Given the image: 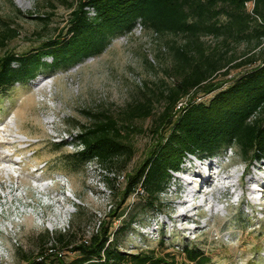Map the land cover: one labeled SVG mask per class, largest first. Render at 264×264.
<instances>
[{"label": "rangeland", "instance_id": "1", "mask_svg": "<svg viewBox=\"0 0 264 264\" xmlns=\"http://www.w3.org/2000/svg\"><path fill=\"white\" fill-rule=\"evenodd\" d=\"M70 1L76 4L79 0H66ZM69 13L63 0H23L22 3L0 0V17L17 31L6 50L25 53L40 48L44 41L66 27ZM40 16L46 20H39ZM173 40L178 42L182 38L171 34L158 37L137 26L131 34L117 35L99 56L89 57L68 68L44 70L42 73L46 77L38 81L39 84L49 81L51 94L39 92L30 84H17L7 94H0V203L9 211L33 209L17 234L9 230L0 232L6 254L0 256V264H25L27 259L23 256L32 258L45 249L40 238L46 232L50 234V240L62 233L54 232L52 236L46 226L55 202L61 199L62 190L57 184L47 186V190L41 185L53 176L66 175L73 195L80 202L75 205L70 230L64 232L72 244L79 243L87 235L88 226L99 216L103 219L101 224L110 219L108 214L118 199L107 181V177L112 179V176L102 177L105 190L89 186L83 167L71 168L61 161L66 152L63 149L56 151L51 145L44 112L59 114L62 118L60 126L71 131L80 128L78 124L88 123L82 109L95 110L105 106L116 113L128 101L141 97L140 90L145 83L156 90L164 86L162 82L173 86L178 80L166 71L172 66L166 42ZM205 40L213 42L212 37ZM245 46L242 43L236 47V53ZM159 51L161 58L157 59ZM149 60L153 67L147 63ZM245 70L243 67L231 69L225 77L215 79L223 81L225 88ZM46 89L44 86L42 90ZM195 91H198L193 96L196 100H208L215 93L205 95L198 89ZM42 96L45 100L40 102ZM156 108L161 110L162 106L157 103ZM134 123L144 131L132 137L135 156L120 172L124 175L123 181L115 180L120 191L125 187L126 174L142 162L145 151L153 142L149 132L151 119ZM198 157L186 158L181 170L166 183V190L159 195L161 206L158 205L157 210H146L143 197L128 198L121 207V211L128 212L127 216L123 213L113 226L117 228L124 217L134 216L133 232L122 233L118 247L133 253L154 250L156 257L169 254L177 264H191L182 252L185 244H189L204 250L210 260L207 264H264V186L255 182L259 179L264 184V160L246 166L248 162L232 150L216 156L219 162L216 172H212V177L193 201L181 204L183 200H189L188 190L195 186L194 181L188 184L183 177L197 179L198 175L192 176L193 171L202 169L201 162L210 161ZM183 213L188 215L185 217ZM163 236L164 246H161L159 240ZM53 244L60 246L58 242ZM65 251L66 259L74 257L71 251Z\"/></svg>", "mask_w": 264, "mask_h": 264}, {"label": "trees", "instance_id": "2", "mask_svg": "<svg viewBox=\"0 0 264 264\" xmlns=\"http://www.w3.org/2000/svg\"><path fill=\"white\" fill-rule=\"evenodd\" d=\"M249 1L79 0L75 4L63 0L70 9L66 27L40 48L25 53L6 50L17 31L0 17L3 95L17 84H30L44 75V70L68 68L101 55L117 35L131 34L137 26L158 37L171 34L182 38L166 42L172 62L166 71L178 80L173 86L162 82L164 86L156 90L145 83L141 97L128 101L116 113L105 106L82 109L89 119L86 124H78L82 129L80 141L85 145L82 151L69 153L65 142H51L56 151L66 152L60 160L71 168H84L89 158L98 157L104 169L120 173L135 156L132 137L144 131L134 122L151 119L153 142L142 162L126 174L125 187L120 191L115 180L107 178L113 195L118 197L108 214L110 219L87 243L72 244L66 233L56 235L54 239L60 244L57 248L74 254L70 260L51 255L37 260L50 242L46 232L40 238L45 249L32 258L23 256L25 264H177L169 254L156 257L154 250L122 251L118 238L133 232L135 217H124L117 228L113 222L123 213L127 216L121 207L136 195L144 198L146 210H157L166 183L190 156L211 160L232 150L248 162L246 166L264 160V0H253L252 10ZM38 19L46 20L41 16ZM208 37H212V43L205 40ZM242 43L246 46L236 53ZM147 63L153 67L150 60ZM240 67L246 68L245 72L225 88L223 81L215 79ZM196 89L205 95L215 93L208 100H196ZM185 98L187 103L178 110V102ZM157 103L161 110L156 108ZM164 237L159 240L161 246ZM182 252L191 264L210 262L201 247L185 244Z\"/></svg>", "mask_w": 264, "mask_h": 264}, {"label": "built area", "instance_id": "3", "mask_svg": "<svg viewBox=\"0 0 264 264\" xmlns=\"http://www.w3.org/2000/svg\"><path fill=\"white\" fill-rule=\"evenodd\" d=\"M249 10L253 8V0L247 3ZM42 79L46 76L41 75L37 76L35 79L29 81L30 86H34L37 91H47L48 94H51L49 88L51 87L50 82H44L39 84L38 79ZM41 79V80H42ZM50 78H47L48 80ZM45 80V81H46ZM46 86V90H42L43 87ZM50 92V93H49ZM40 95V94H39ZM45 97L39 98V101H44ZM187 103V98L182 99L178 102L176 108L179 110L181 107L185 106ZM46 111V110H45ZM44 123L45 127L47 128L49 139L52 142H65L66 151L69 153H74L78 151H82L85 149V145L82 141H80V134L82 133L81 129L77 127V129L67 130L63 129L61 124V116L56 114L55 112L49 113L44 112ZM16 161V160H15ZM84 171L87 173V181L89 186L98 187L100 189L105 190L104 182L102 181V177L112 176V179L117 180L118 183L123 181L124 175L104 169L101 163L98 160V157H91L86 162ZM108 178V177H107ZM37 182H41L37 180ZM58 185L61 188V199L55 202V206L52 209V212L49 214L48 219L46 220V226H48L51 234L54 232L64 233L68 232L71 227V220L72 215L76 211V204L80 203L78 199L73 195L72 187L70 186L69 179L66 175L59 174L58 176H53L41 183L42 187L47 188L52 187L54 185ZM112 204L110 205V207ZM109 207V208H110ZM32 208H22V209H14V211H9L7 209H3V205L0 203V232L1 231H11L14 234L18 233L24 223L26 222L27 218L30 217L32 214ZM7 219V222H6ZM103 219L97 218V221L93 223V225H89L87 229V235L82 238V242L87 243L93 234L97 233L100 229L101 223ZM9 223V224H6ZM53 236V234H52ZM16 241V239H15ZM56 242L53 238L46 246V252L42 255L37 257V260L44 259L47 255L56 256L58 258H62L66 255V249H58L56 245L53 244ZM5 248L3 247L2 243L0 242V256L6 255Z\"/></svg>", "mask_w": 264, "mask_h": 264}, {"label": "bare ground", "instance_id": "4", "mask_svg": "<svg viewBox=\"0 0 264 264\" xmlns=\"http://www.w3.org/2000/svg\"><path fill=\"white\" fill-rule=\"evenodd\" d=\"M20 3L23 2V0H18ZM218 160L213 157L208 163L206 164H202V162L200 163L202 165V169L196 168L195 171H193L192 176L198 175L199 180L197 179H192L191 176H184L183 179L185 181H187L188 184H192L194 181L195 186L190 188L188 190V197L189 200H183L181 204L189 202V201H193L194 197L197 195L198 192H201L203 185L207 184V182L210 180V178L212 177L213 173L212 172H216L215 170H217V166H218ZM198 167V166H197ZM212 173V174H210ZM8 174V172H7ZM250 173H248L249 175ZM219 176V175H218ZM230 177V176H227ZM226 179V178H223ZM252 179V178H251ZM259 180V179H258ZM257 179H255V182L258 185L264 186V184L262 185ZM264 180V179H263ZM44 190H47V188L44 187ZM256 197V196H255ZM183 215L186 217L188 214L183 213Z\"/></svg>", "mask_w": 264, "mask_h": 264}]
</instances>
